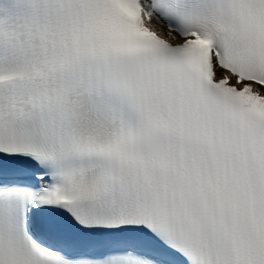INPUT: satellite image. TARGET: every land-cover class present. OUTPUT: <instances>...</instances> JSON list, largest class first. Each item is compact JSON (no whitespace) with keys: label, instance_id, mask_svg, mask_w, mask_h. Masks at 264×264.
<instances>
[{"label":"snow or ice","instance_id":"obj_1","mask_svg":"<svg viewBox=\"0 0 264 264\" xmlns=\"http://www.w3.org/2000/svg\"><path fill=\"white\" fill-rule=\"evenodd\" d=\"M0 264H264V0H0Z\"/></svg>","mask_w":264,"mask_h":264}]
</instances>
